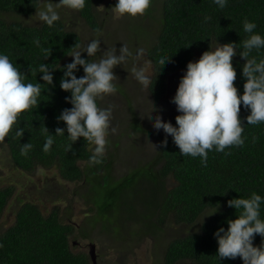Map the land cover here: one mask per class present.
I'll list each match as a JSON object with an SVG mask.
<instances>
[{"label":"trees","instance_id":"trees-1","mask_svg":"<svg viewBox=\"0 0 264 264\" xmlns=\"http://www.w3.org/2000/svg\"><path fill=\"white\" fill-rule=\"evenodd\" d=\"M104 1L87 0L86 7L77 11L95 30L101 28V23H97L101 17L97 7ZM155 1L151 0L141 20L149 17ZM34 6H38L37 0H0V52L9 55L10 60L28 75L27 82L42 83L38 105L18 118V126L25 130L24 136L15 137L14 132L10 133L5 143L10 160L17 169L31 173L38 168L54 167L58 169L62 180L81 182L87 188L84 195L87 198V193L93 190L90 178L94 179L92 185H95L100 173L107 168L110 170L111 164L104 155L102 163L90 166L92 146L83 138L73 145L72 150L65 151V145L69 143L67 137L57 136L51 151L47 154L42 151L43 128L46 126L51 134H55L57 127L64 128V123L58 121L57 117L72 105L65 100L70 93L59 87L63 76L61 70L53 72L54 87L43 84L40 80L42 74L37 72L31 75L29 72V65L36 68L44 62L51 68H57L71 62L72 58L66 55L76 43H81V38L77 33L69 31L62 19L51 28L43 23L40 26H29L18 20L9 22L7 19L12 15H16V18L31 17L35 14ZM204 16L211 17L206 24L203 23ZM245 17L256 22L255 31L264 35V0H228L223 10L212 4L211 0H164L154 38L148 36L143 28L135 30L136 36L147 39L146 45L149 46L148 56L154 68L150 91L154 98L161 100L168 92L169 79L185 71L189 61L197 60L209 49L210 42L213 45L217 41L232 42L239 47L247 35L242 30ZM35 38L40 39L43 48L52 50L48 60H43L41 49L32 43ZM161 55L171 60L163 64L159 62ZM252 56L257 59L264 57V49L259 54L254 51ZM245 62L238 54L233 58L237 72L234 84L238 94L243 93L245 78L242 76V65ZM76 75L78 78L83 76V69ZM249 114L250 111L241 104L239 115L244 126L242 135L248 137L245 145L226 149L231 152L227 156L210 151L207 167L201 166L199 158L180 155L171 136L167 137V146H162L161 141L165 138L158 134L156 139H159L160 146L157 157L150 164L119 180L108 176L111 181L119 183L121 190L118 195L130 199L133 197L130 193L134 191L132 187L137 184L140 176L138 174L149 170L145 180L147 186L140 190V199L142 205L150 209L146 215L144 233L154 237L162 235L168 223L193 225L208 210L214 211L219 207L216 214L201 224L199 231L168 243L165 264H243L239 257L219 261L214 233L220 227L227 228V221L236 218V210L227 206L229 199L240 196L247 198L252 192L264 196V123L247 125L245 118ZM177 115L179 113H174L172 117L173 125ZM16 127L13 126L14 129ZM254 136L258 138L255 143L252 142ZM28 142L33 144V149L27 157L21 156L20 147ZM80 162L85 164L84 168L79 165ZM169 180H173L171 185L168 184ZM14 194L11 187L0 189V221ZM105 194L109 195L106 191ZM261 216L264 218V205ZM129 223L133 222H126L123 227L128 232ZM72 232V226L64 223L57 208L46 215L39 206L26 203L17 210L12 226L5 231L0 228V264H89L86 255L72 251ZM253 243L259 246L261 237L256 235Z\"/></svg>","mask_w":264,"mask_h":264},{"label":"clouds","instance_id":"clouds-1","mask_svg":"<svg viewBox=\"0 0 264 264\" xmlns=\"http://www.w3.org/2000/svg\"><path fill=\"white\" fill-rule=\"evenodd\" d=\"M86 2L87 0H58L54 3L53 0H37L38 6H34L33 16L38 22L51 28L61 19L58 9L82 11L86 7ZM211 2L221 10L228 5V0ZM150 4L151 0H116L111 10L117 18L137 17L143 15ZM210 20V16H204L203 23L206 24ZM256 29V22L245 17L242 21V30L247 35L239 47L232 42L217 41L215 45L210 42L209 49L204 51L198 60L187 63L175 95L171 99L179 113L175 117V125L170 121L166 122L152 105V110L146 118L156 133L162 130L165 134L163 136L165 139L161 141L162 146H167V137L171 136L180 155L199 158L201 166L207 167L210 151L227 156L231 152L226 149L245 145L248 137L242 135L244 126L239 115L241 104L250 111L245 118L247 125L264 123V57L257 59L256 56H252L254 51L259 54L264 49V35L256 32ZM101 41L100 38H92L87 43H76L66 55L72 58L71 62L57 68H51L44 62L36 68L29 65L30 74L34 75L37 72L42 74L40 80L51 87L55 86L53 72L61 70L63 76L59 87L70 93L65 100L72 107L65 108L57 117L65 127H57L55 134H51L46 126L43 128L42 151L46 154L51 151L57 136L67 137L69 143L65 145V151L72 150L73 145L83 138L92 146L90 166L102 163L114 105L104 107L99 102L117 92L115 81L118 77L114 69L117 66L127 69V72L144 87H147L152 79L145 66L140 63L142 48L133 51L127 44L122 43L119 49L116 46L102 49ZM32 43L41 49L43 60H48L52 50L43 48L39 38H35ZM237 49L240 51L237 52ZM84 53L87 54V58L82 55ZM98 54H100L98 59H90ZM237 54L246 61L242 65V76L245 78L242 94H238V88L234 84L237 72L233 66V58ZM170 60L171 58L166 55L159 57V62L163 64ZM81 68L84 75L78 78L76 73ZM27 77L28 75L10 60L9 55L0 52V142L13 132L15 137H23L25 130L18 126V118L39 103L42 83L27 82ZM154 112L156 115L153 119ZM14 125H17L15 129ZM257 139L255 136L252 137V142L255 143ZM32 149L31 142L23 143L20 155L27 157ZM262 205L264 196L256 192H252L247 198L240 196L227 201V206L236 210V218L227 221V228L220 227L214 233L218 243L216 256L219 261L239 257L243 264H264ZM218 210L219 207L205 213L202 221L196 223L202 224L205 217L216 214ZM256 235L261 237L259 246H254L253 243ZM80 254L86 255L93 264L89 253Z\"/></svg>","mask_w":264,"mask_h":264},{"label":"rangeland","instance_id":"rangeland-1","mask_svg":"<svg viewBox=\"0 0 264 264\" xmlns=\"http://www.w3.org/2000/svg\"><path fill=\"white\" fill-rule=\"evenodd\" d=\"M53 2L58 1L53 0ZM115 2L116 0H107L97 7L101 16L100 22H97L101 23L99 30H95L94 26L89 25L76 11L61 8L58 12L66 28L79 35L81 43H87L92 38H100L102 49H110L114 46L119 49L122 43L127 44L133 51L142 48L140 63L145 66L153 79L154 68L148 56L147 39L137 37L135 30L143 28L148 36L154 38L164 0L155 1L149 17L144 21L141 20L144 14L137 17L117 18L111 10ZM7 19L9 22L18 20L29 26L42 24L35 16L16 18V15H12ZM82 55L87 56L86 53ZM99 55L90 59H98ZM184 72H178L169 79L167 94L157 101L150 91L152 79L148 86L144 87L130 72H127V69L120 66L114 69L118 77L115 81L117 92L99 102L104 107L114 105L105 152L111 168L100 173L95 185H92L94 179L90 178L93 190L87 193L88 199L84 196L87 188L83 187L81 182L70 183L62 180L58 169L54 167L38 168L31 173L17 169L10 160L5 140L0 142V189L11 187L15 192L0 221L1 230L5 231L14 224L16 212L22 205L33 203L46 215L55 208L60 211L64 223L73 228L70 244L75 254L88 255L87 244L92 242L97 247L99 264L110 262L111 264H165L164 256L168 243L199 231L201 223L195 222L196 224L193 225L168 223L162 235L157 237L148 235L144 232H146V215L149 214L150 209L142 205L140 190L147 186L145 180L149 170L138 174L140 176L137 184L132 187L134 191L130 192L133 196L130 199H123V196L118 195L121 190L119 183L111 181L109 177L115 180L122 179L135 170H141L157 157L160 146L159 139H156L157 135L165 136V134L162 130L156 133L146 117L153 105L166 122L172 121L174 113L178 112L171 99ZM155 115V112L152 113L153 119ZM79 165L85 167L84 163L80 162ZM172 183L173 180L168 181L169 185ZM105 191L109 195H106ZM208 218L210 217H205L204 221ZM198 221H202V217ZM126 222L136 224H128L130 233L123 229ZM88 232L90 237L85 239L83 236ZM141 234L144 235L142 238Z\"/></svg>","mask_w":264,"mask_h":264},{"label":"flooded vegetation","instance_id":"flooded-vegetation-1","mask_svg":"<svg viewBox=\"0 0 264 264\" xmlns=\"http://www.w3.org/2000/svg\"><path fill=\"white\" fill-rule=\"evenodd\" d=\"M85 198H86V197H85ZM86 199H88V198H86ZM82 228H83V226L81 227L80 232H81ZM89 234H90V233L88 232V233L84 234V236H83L82 233H81V235H82L85 239H87L88 237H90ZM143 236H144V235L141 234V238H142ZM92 245H95V246H96V244L90 242V243L87 244V247L89 248V247H91ZM128 252H129V250H128ZM96 253H97V247H96ZM165 253H166V252H165ZM79 254H80V253H79ZM164 263H166L165 256H164ZM96 264H99V256H98V254H97ZM109 264H111V262H110Z\"/></svg>","mask_w":264,"mask_h":264},{"label":"water","instance_id":"water-1","mask_svg":"<svg viewBox=\"0 0 264 264\" xmlns=\"http://www.w3.org/2000/svg\"><path fill=\"white\" fill-rule=\"evenodd\" d=\"M89 254H90V257H91L93 264H96L97 255H96V246L95 245H92L90 247Z\"/></svg>","mask_w":264,"mask_h":264}]
</instances>
